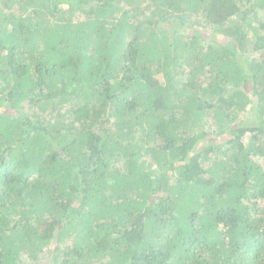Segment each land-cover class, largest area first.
Here are the masks:
<instances>
[{"label": "trees", "instance_id": "trees-1", "mask_svg": "<svg viewBox=\"0 0 264 264\" xmlns=\"http://www.w3.org/2000/svg\"><path fill=\"white\" fill-rule=\"evenodd\" d=\"M264 264V0H0V264Z\"/></svg>", "mask_w": 264, "mask_h": 264}, {"label": "rangeland", "instance_id": "rangeland-1", "mask_svg": "<svg viewBox=\"0 0 264 264\" xmlns=\"http://www.w3.org/2000/svg\"><path fill=\"white\" fill-rule=\"evenodd\" d=\"M29 262V261H28ZM28 262L24 261L25 264H29Z\"/></svg>", "mask_w": 264, "mask_h": 264}]
</instances>
